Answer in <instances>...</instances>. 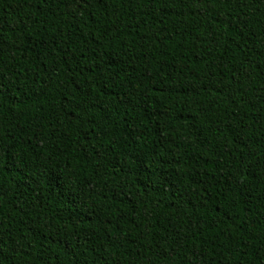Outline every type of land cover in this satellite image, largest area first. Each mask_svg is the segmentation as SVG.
I'll return each instance as SVG.
<instances>
[{"label": "trees", "instance_id": "trees-1", "mask_svg": "<svg viewBox=\"0 0 264 264\" xmlns=\"http://www.w3.org/2000/svg\"><path fill=\"white\" fill-rule=\"evenodd\" d=\"M0 264H264V0H0Z\"/></svg>", "mask_w": 264, "mask_h": 264}, {"label": "snow or ice", "instance_id": "snow-or-ice-1", "mask_svg": "<svg viewBox=\"0 0 264 264\" xmlns=\"http://www.w3.org/2000/svg\"><path fill=\"white\" fill-rule=\"evenodd\" d=\"M3 85H2V82H0V87H2Z\"/></svg>", "mask_w": 264, "mask_h": 264}]
</instances>
